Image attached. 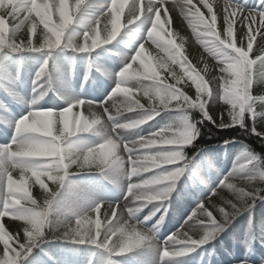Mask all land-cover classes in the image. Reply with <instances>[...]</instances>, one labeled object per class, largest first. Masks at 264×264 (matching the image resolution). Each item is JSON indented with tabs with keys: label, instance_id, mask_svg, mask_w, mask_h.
<instances>
[{
	"label": "clouds",
	"instance_id": "1",
	"mask_svg": "<svg viewBox=\"0 0 264 264\" xmlns=\"http://www.w3.org/2000/svg\"><path fill=\"white\" fill-rule=\"evenodd\" d=\"M199 3L207 16L193 0H0V60L34 67L30 90L19 71L8 74V96L21 114L0 100V124L10 132L0 143V264H23L49 233L94 246L97 264H121L117 257L143 251L151 253V264H170L217 240L244 213L248 223L233 239L249 258L233 264H264V255L251 259L257 243L264 247V220L259 231L253 223L257 203L264 202V156L247 144L213 189L223 204L213 205L220 218L201 201V215L191 213L160 238L191 163L187 149L197 146L205 121L264 143V63L251 58L247 33L237 46L234 21L225 17L226 27L218 29L213 8L221 0ZM170 11L182 18V29L173 27ZM189 44L198 54L190 57ZM261 56L264 44L256 51ZM78 65L79 90L73 84ZM109 84L102 100L82 95ZM50 94L64 106L45 107ZM163 113L172 118L145 133ZM233 142L225 139L221 147ZM198 152L214 166L203 148ZM86 175H97L122 199H97L73 179ZM225 188L231 198L221 195ZM69 190L78 202L67 203ZM5 218L15 224L11 230Z\"/></svg>",
	"mask_w": 264,
	"mask_h": 264
},
{
	"label": "trees",
	"instance_id": "2",
	"mask_svg": "<svg viewBox=\"0 0 264 264\" xmlns=\"http://www.w3.org/2000/svg\"><path fill=\"white\" fill-rule=\"evenodd\" d=\"M222 114V109L220 108V115L216 118L217 121L220 119V116ZM249 127H251V120H249ZM205 124L207 125V129L204 130V134H202L199 141H197V146L187 149L188 156L190 157V154L192 152L197 153L199 148H205L208 146H214V145H221L222 142L225 139L233 140L235 142H238L240 144H247L252 147V149L256 152L261 153L262 156H264V143H261L260 138L251 134L244 135L241 133V131L238 128L235 129H217L213 127L211 124H208L207 121H205ZM221 195L225 198H231V191L229 189H223L221 192ZM219 205L223 206L222 202L219 200V197L214 195V198L209 202V204L206 206L209 211L212 212V214L219 219V213L213 205ZM191 234V233H190ZM3 246H0L2 248ZM174 261L170 262L173 263Z\"/></svg>",
	"mask_w": 264,
	"mask_h": 264
},
{
	"label": "snow or ice",
	"instance_id": "3",
	"mask_svg": "<svg viewBox=\"0 0 264 264\" xmlns=\"http://www.w3.org/2000/svg\"><path fill=\"white\" fill-rule=\"evenodd\" d=\"M229 2H230V4L241 5L244 8V12H243V14H241V12L238 9H234L231 7L225 8L224 21H225V17H226L228 21H234V23H235V19H232V18L238 19L240 16H243V20L241 21V23L245 24L248 27V31L244 32V33H247V37H246L247 44H250L252 46V49H253V44H254L255 38H256L253 33L261 34L259 32V29L264 28V0H259V3L255 7H250V8L247 6V3L245 2V0H229ZM249 11L252 12V15H249ZM257 17L260 18L259 19V28L253 29L251 27V25L257 23V19H256ZM261 35H262V37H264V34H261ZM253 51H254V49H253ZM252 59L255 60L256 63H264V56H261L260 59L257 60L256 54H255L254 58H252ZM5 91L8 93V91H9L8 86H5ZM222 179H224V178H222ZM215 188H213V189H215ZM213 189L210 190V194L214 196ZM204 208L209 211V209L207 207L204 206ZM203 212H204V209L199 208V205H198L196 210L192 212L193 218L201 215V213H203ZM101 215L103 216L102 211H101ZM36 243L38 245L39 241H37ZM33 249H32V251H33Z\"/></svg>",
	"mask_w": 264,
	"mask_h": 264
},
{
	"label": "rangeland",
	"instance_id": "4",
	"mask_svg": "<svg viewBox=\"0 0 264 264\" xmlns=\"http://www.w3.org/2000/svg\"><path fill=\"white\" fill-rule=\"evenodd\" d=\"M249 3H250V1L247 0V4H249ZM213 11H214V13L217 16V27H218L219 30L223 31V29L226 27L225 21H224L225 5L223 3V0H221V3L219 5V7L214 6ZM169 15L172 18L173 27L176 28V29H182V18L179 17V15L177 13L171 12V11L169 12ZM161 16H163V14H161ZM232 19H235V23H234L235 39H236V42L239 45L240 37H241V35L244 32L248 31V27L245 24L241 23V21L243 20V16H240L238 19H236V18H232ZM256 19H257V23L251 25V27L253 29L259 28V19L260 18L257 17ZM259 32L261 34H264V28H260ZM253 34L255 35V37L258 36L259 41H260L259 44L261 43V41L264 40V37H262L261 34H256V33H253ZM246 40L247 39H245V43H246ZM189 49H190L189 52L193 53V54L197 50V48H196V46L194 44H189ZM212 110H213L214 116H217L218 108L216 107V108H214ZM258 130H261L259 126H258Z\"/></svg>",
	"mask_w": 264,
	"mask_h": 264
}]
</instances>
